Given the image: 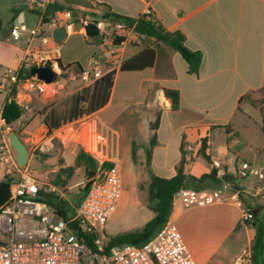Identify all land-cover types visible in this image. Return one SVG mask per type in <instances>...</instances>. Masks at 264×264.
<instances>
[{"label": "crops", "instance_id": "1", "mask_svg": "<svg viewBox=\"0 0 264 264\" xmlns=\"http://www.w3.org/2000/svg\"><path fill=\"white\" fill-rule=\"evenodd\" d=\"M55 1L66 0H53V3ZM89 1L93 5L91 11L97 12L99 18H103L104 11L108 10L120 16L138 19L149 6L152 10L151 21L166 31H181L186 37V46L202 54L198 73L189 74L186 62L163 41L155 42L153 38L135 35L121 46L113 47L120 52V63L114 69L110 97L103 108L92 114L110 126L100 114L113 110L117 124L110 127H115L119 134L117 152L120 162L125 160L138 164L141 168L147 167L150 175L166 179L176 175L182 160L186 163V175L200 177L212 174V170L216 169L212 165L214 161H219L224 174H231L222 158H213L211 142L213 133L224 128L226 133L228 131L227 135L233 132L237 138L242 139L232 121L241 111L240 105L250 102H240V99L264 92V0ZM11 5L8 16L0 19L3 24L0 32V65L5 67L0 77L5 71L18 69L20 59L28 47V37L24 33L19 37L11 35L17 17L27 10L39 13V9L29 3L15 2ZM78 13L80 14L79 11ZM84 14L80 16L84 17ZM61 18V12L55 14L54 20L60 21L56 27H62ZM68 36L88 38L83 29L69 31L66 38ZM98 38L88 63L92 56L110 49L107 39ZM131 40H135L137 44L131 43ZM38 45L39 39H36L34 46ZM145 46H152L156 50L154 66L136 71L119 70L123 61ZM58 48L60 63L67 68V72L75 66L79 70L85 68L80 64V54L76 48V52L66 54L62 53V46ZM101 63L105 72L111 70V64L104 59ZM163 89L178 91L177 109H172ZM2 106L1 102L0 129L5 128L1 119ZM241 112L251 118L244 111ZM154 122H157V128L152 130ZM243 122L248 123L245 119ZM153 136L156 137V144L151 149V159L147 166V152ZM203 138H208L210 162L200 152L191 154L186 150L188 145L196 146ZM225 141L224 152L235 154L229 147V136ZM242 143L249 148L256 145L257 156L264 155V145L260 149L254 139H242ZM243 162L254 168L264 169V160L249 162L237 157L234 172ZM216 171V177L221 179L224 174L220 175L218 169ZM3 181L4 174L0 170V183ZM223 184L224 182L217 188L207 189H218ZM235 184L249 197L251 207H255L254 203L264 202V196L255 195L259 188L264 189V181H259L257 172L253 181L249 177L238 179ZM258 217L264 219V209ZM171 218L180 229L186 244L194 250L196 264H231L243 251L251 250L255 230L251 225L243 223L241 212L236 207L215 205L185 211L175 208ZM109 229L113 227L110 225ZM115 235L117 234L113 236Z\"/></svg>", "mask_w": 264, "mask_h": 264}, {"label": "built area", "instance_id": "2", "mask_svg": "<svg viewBox=\"0 0 264 264\" xmlns=\"http://www.w3.org/2000/svg\"><path fill=\"white\" fill-rule=\"evenodd\" d=\"M25 1L39 9V13H36L38 20L31 28L24 24L12 27L11 35L14 37L27 33L28 47L20 59L18 69L5 71L0 77V96H9L17 87L15 97H10L9 100H13L23 111L18 122L29 111L31 92L45 95L47 91L48 84L32 77L31 69L50 67L58 78L67 73V68L60 64L59 48L52 39V29L46 33V24L41 23L53 0ZM61 14L62 27L66 34L76 29L72 11H64ZM141 17L144 21L151 19L152 10L149 6ZM83 18L85 25L95 23L98 37L107 39L110 45L117 35L125 34L124 42L138 35L134 32L135 25H129L122 19L90 20L86 16ZM57 22L58 20L50 19L49 27H56ZM36 39H39L38 46H34ZM119 53L110 46V49L104 50L102 54L92 56L88 65L80 70L81 79L91 85L94 80L100 78L105 73L102 59L111 64V70H114L120 63ZM5 129L9 131L10 126L5 125ZM46 135L48 149L52 147L53 142H59L63 146L68 143L77 144L98 164L96 175L88 179V188L84 190L80 202L62 207L67 216L60 215L47 203L46 197L64 198V194L60 193L55 185L48 183L40 173L30 170L29 165L20 168L12 155L8 136H1L0 170L3 171L4 177L10 180V196L0 207V264H196L171 215L145 243L107 247L108 238L103 236L104 226L116 210L122 189L121 162L117 152L119 134L116 129L105 125L93 114H88L67 121L52 132L47 130ZM200 146L201 142L196 146L188 145L186 150L197 154ZM106 164L111 166L105 168ZM212 165L219 170L220 175L224 174L219 161H214ZM253 169L256 170L259 181H264V169L254 168L247 162L241 163L235 169V176L238 179H247ZM262 192L263 189L259 188L255 195L263 196ZM240 193L233 190L229 183H224L218 189L183 188L174 195L172 207L185 211L228 205L239 209L244 221L252 222V212L244 207ZM78 234H92L93 246L81 241ZM231 264H253L251 250L243 251ZM261 264H264V246Z\"/></svg>", "mask_w": 264, "mask_h": 264}, {"label": "rangeland", "instance_id": "3", "mask_svg": "<svg viewBox=\"0 0 264 264\" xmlns=\"http://www.w3.org/2000/svg\"><path fill=\"white\" fill-rule=\"evenodd\" d=\"M15 2H25V0H1L0 2V19L6 18L9 13V6ZM79 10L80 14L86 15L90 20H98V13L91 11V9H84L75 7ZM100 10V9H98ZM83 12V13H82ZM99 12V11H98ZM101 14V13H100ZM57 23H60L58 21ZM46 33H49V24L44 25ZM76 30H79L76 28ZM85 33V32H84ZM27 36V33H24ZM98 37L95 38H82L81 36H68L62 43L57 44V47L62 46V53H73L76 51L80 54V64L84 67L87 66L90 54L96 48ZM155 41V39H153ZM131 43L137 44L135 40ZM13 43L14 40L12 39ZM75 51V52H76ZM5 70V67L0 65V73ZM71 73V74H70ZM88 86L81 77L80 70L75 66L69 72L63 74L57 80L47 85L45 95L31 92V101L29 103V111L26 116L15 122L10 126L8 131L5 128L0 129L1 136H8L12 131L16 132L21 138L22 142L26 145L29 151V169L37 171L41 176L52 185H55L60 193L64 194V198L59 196L54 197L52 200L55 205H61L66 208L67 204L71 206L80 202L84 187L88 182L89 176L86 174L85 169L81 163H76V156L80 151V147L75 143H68L63 146L61 143H52L51 148H47V128H44V109L47 111L55 110L59 115H65L69 109V98ZM264 92L254 94L247 99L261 100ZM0 103H4L5 97L0 96ZM3 99V101H2ZM241 111L247 113L250 120L240 111L232 121L238 132H240L242 139H254L255 144L260 149L264 145L263 118L258 108L252 106L250 103L244 102L240 105ZM100 117L110 126H115L117 121L114 117L113 110L109 109L100 114ZM245 119L248 123H244ZM115 128V127H114ZM229 136V147L231 152H224L226 146V137ZM242 139L235 136V133L227 135L226 128L221 131L214 132L212 137V156L213 158H222L225 165L228 166L229 172L235 176L234 163L237 157L255 162L257 160H264V155L256 154V145L253 148L247 147L242 143ZM12 155L15 156V151L12 149ZM257 156V157H256ZM61 167L74 168V173L70 179L65 174L62 177V183L56 184L54 181ZM122 170V189L119 202L116 210L107 219L103 236L109 238L114 234L121 232L134 231L143 227L146 220H150L153 216L154 201L151 199L149 192L150 174L147 167L141 168L138 164L123 160L121 163ZM254 170V169H253ZM256 172L253 171L250 176V181L255 179ZM91 178H94L92 176ZM237 178L233 180V187L239 189L235 184ZM264 191V189H263ZM263 194V192H262ZM264 196V194H263ZM113 229H109V226ZM113 232V233H112ZM192 256L195 257V252L188 245Z\"/></svg>", "mask_w": 264, "mask_h": 264}, {"label": "trees", "instance_id": "4", "mask_svg": "<svg viewBox=\"0 0 264 264\" xmlns=\"http://www.w3.org/2000/svg\"><path fill=\"white\" fill-rule=\"evenodd\" d=\"M74 6L67 4L66 1L60 2L55 1L45 11V16L49 19H54L55 14L58 12L71 11L74 10ZM103 18L105 19H122L127 22L129 25H135L142 17L138 19L120 16L114 13L105 10L103 13ZM150 24L157 33L164 39V43L169 46L171 49L176 51L182 59L186 62L188 66L189 74H197L202 62V54L199 51L190 50L186 44L185 35L177 30V31H166L160 25H157L155 22L148 20L146 21ZM3 30V24L0 20V32ZM142 37V35H138ZM146 39H152L151 37L144 36ZM126 40L125 34L117 35L113 38L111 42V47H119ZM155 42H160V40H155ZM156 60V50L152 46H145L140 52L132 56L131 58L122 62L119 67L120 71H136L143 70L145 68H149L154 66ZM61 64V63H60ZM79 66V65H78ZM81 68V67H79ZM115 75V70L106 71L100 78L93 81L91 85H88L80 92L73 94L69 98V109L65 115H59L55 110L47 111L44 109V125L48 129V132H52L54 129L58 128L61 124L77 119L83 115L92 114L99 109L103 108L109 100L110 92L113 86V79ZM30 77V74L28 73ZM17 93V87L12 90L9 96L5 97L2 111H1V119L4 121L6 126H11L13 123L17 122L22 114V109L15 104L13 100H9V98L15 97ZM164 96L170 100L172 109H177L179 106V93L173 89H163ZM248 97H244L240 99L241 101L249 100ZM250 104L254 107H257L263 118V133H264V96L261 100H249ZM157 128V122H154L151 125V129L155 130ZM228 133V131H227ZM156 144V137L153 136L150 141V149L147 152V166H149V162L151 159V149ZM209 150L208 138H203L201 140L200 146V154L203 158L210 162V155L207 152ZM76 163H81V166L85 169L86 174L89 175L91 171H97L98 164L91 159L88 155L84 153V151L80 148L79 153L76 156ZM185 161L182 160L179 167H177V173L174 177L170 179L157 177L154 175H150L149 182V192L151 199L154 201L153 205V213L154 216L146 222L142 228L134 231H127L118 233L115 236H111L108 238L106 243L107 247L112 246H120L125 244H143L148 241L160 228V226L164 223V221L171 215L173 211L172 200L176 192L183 188H190L195 190L207 189V188H217L223 183V180L213 176L212 174H204L200 177H195L192 175L185 174ZM111 165H104L105 168H109ZM74 173V168H65L61 167L57 177L55 179V183L59 184L62 181V175L65 174L68 179L72 177ZM237 178V177H235ZM89 181V180H88ZM3 182H10L7 177H4ZM233 182V181H232ZM229 183L231 188L235 191H240V189L234 188L233 183ZM89 185H86L84 190H87ZM264 194V191H263ZM262 194V195H263ZM244 207L252 212L253 221H244L245 225H251L255 232L252 239L251 245V254L253 264H261V257L264 246V219L259 218L258 215L260 211L264 209V202L261 204L254 203L255 207H251L249 197L245 196L242 192L239 195ZM53 196H47V203L55 208L60 215L67 216V213L62 210L61 205H55L53 202ZM252 202V201H251ZM78 237L81 241L88 244L89 246H93L94 236L92 234H78Z\"/></svg>", "mask_w": 264, "mask_h": 264}, {"label": "water", "instance_id": "5", "mask_svg": "<svg viewBox=\"0 0 264 264\" xmlns=\"http://www.w3.org/2000/svg\"><path fill=\"white\" fill-rule=\"evenodd\" d=\"M67 4L84 8V9H92L93 5L89 0H66ZM72 19L75 20V25L77 29H83L85 32V35L90 38L98 37L99 32L95 25V23L91 22L87 25L84 24V18L80 16L78 11L74 10L72 11ZM38 20V15L32 11H23L19 14L15 21V25L18 24H24L26 27L31 28L34 27L36 22ZM50 19L48 17H44L41 20L42 24H48ZM134 32L138 35L151 37L155 40L164 41V39L157 33V31L146 21L139 20L134 27ZM52 39L54 43L60 44L62 41L66 38V30L63 27H55L52 29L51 32ZM30 74L32 77H36L38 80L46 83V84H52L54 83L58 75L55 71H53L50 67H34L31 69ZM8 142L12 149L15 151V161L16 164L20 168H26L29 161V151L22 142L19 135L12 131L8 134ZM37 172V171H33ZM95 171H91L89 173V178L92 176H95ZM212 175L217 176L216 169L212 170ZM221 179L224 183H231L234 180V176L231 174H224ZM10 196V184L8 182H2L0 183V207L6 203Z\"/></svg>", "mask_w": 264, "mask_h": 264}]
</instances>
